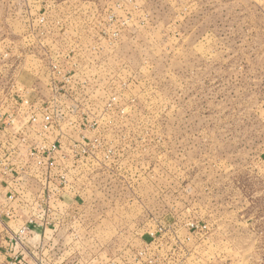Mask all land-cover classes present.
<instances>
[{
	"label": "rangeland",
	"instance_id": "rangeland-1",
	"mask_svg": "<svg viewBox=\"0 0 264 264\" xmlns=\"http://www.w3.org/2000/svg\"><path fill=\"white\" fill-rule=\"evenodd\" d=\"M0 100V264H264V0H0Z\"/></svg>",
	"mask_w": 264,
	"mask_h": 264
},
{
	"label": "crops",
	"instance_id": "crops-1",
	"mask_svg": "<svg viewBox=\"0 0 264 264\" xmlns=\"http://www.w3.org/2000/svg\"><path fill=\"white\" fill-rule=\"evenodd\" d=\"M6 101H7V99H6ZM10 103V102H9ZM13 114V113H12ZM14 114H15V112H14ZM2 119H6V118H2ZM2 119L0 120V121H2ZM8 119V118H7ZM5 121V120H4ZM8 123V122H7ZM5 131H8L9 133L11 132V129L10 128H3V126L2 125H0V141H2L4 144H3V146H4V151H3V155H7L6 153L7 152H9L10 151V146H11V144L9 143V142H7L6 140H3L1 137H2V133H4ZM6 143V144H5ZM6 145V146H5ZM4 180H6V179H4ZM5 182V181H4ZM1 186H4V187H8L7 185H3L2 184V182L0 183V205L2 204V203H7V196H8V191H9V189H7V190H5V191H2L1 190ZM13 185H12V183H11V190L10 191H13L12 189H13V187H12ZM15 196V195H14ZM17 197L15 198V200L14 201H12V202H14V203H17ZM18 212L19 211H17V210H15V213L18 215ZM14 219L15 220H17V218H15L14 217ZM12 222V221H11ZM10 225H12L13 227H17L18 226V224L17 223H10ZM12 227V228H13ZM12 247H9V249H11ZM8 249V248H7ZM11 251V250H10ZM2 252H4V251H2ZM2 252H1V248H0V262L2 261V259H1V257H3V256H1L2 255ZM26 264H31L29 261H26Z\"/></svg>",
	"mask_w": 264,
	"mask_h": 264
},
{
	"label": "built area",
	"instance_id": "built-area-1",
	"mask_svg": "<svg viewBox=\"0 0 264 264\" xmlns=\"http://www.w3.org/2000/svg\"><path fill=\"white\" fill-rule=\"evenodd\" d=\"M16 100H17V98L15 99L14 97H13V102L15 103V104H17V102H16ZM5 101V100H4ZM4 101L2 102V106H3V103H4ZM25 102H26V100H25ZM0 106H1V100H0ZM48 120V117L46 116L45 118H44V122L46 123V121ZM13 122V119H11L10 120V123H12ZM3 142L2 141H0V158L2 157V156H5V155H3L2 153H3V151H4V146H3ZM5 170H7L6 169V167H3V166H1L0 165V176H2V174L5 172ZM0 183H1V181H0ZM15 200V196H14V192L13 191H8V196H7V203H10V202H12V201H14ZM17 248V247H16ZM15 247H13L12 249H11V251L12 252H14V262H16L17 261V256L19 255L20 256V258L21 259H23V257L21 256V254H28V249H24V248H20V250L18 251L17 249H16ZM17 251L19 252V254L17 255ZM12 264H14V263H12Z\"/></svg>",
	"mask_w": 264,
	"mask_h": 264
}]
</instances>
